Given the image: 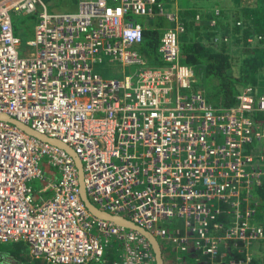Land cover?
Instances as JSON below:
<instances>
[{
	"label": "built area",
	"instance_id": "1",
	"mask_svg": "<svg viewBox=\"0 0 264 264\" xmlns=\"http://www.w3.org/2000/svg\"><path fill=\"white\" fill-rule=\"evenodd\" d=\"M21 10L38 12L27 43L12 20V11ZM157 14L171 22L158 48L163 65L148 63L141 51L145 26L131 18ZM186 16V8L166 10L162 0H79L77 10L63 11L44 0H0V112L69 144L94 204L174 240L181 252L193 239L213 261L220 236L210 223L224 213L232 214L226 237L264 233L249 223L253 209L244 206L264 177V156L247 149L264 135L255 119L264 112V90L247 85L237 103H211L182 61ZM114 62L123 66L121 77L95 70ZM44 156L58 179L40 192L52 187V194L36 202L29 181L43 177ZM87 210L73 155L0 119L1 242L24 240L51 264H96L118 243L124 247L111 264H156L144 234ZM175 214L190 233L163 224Z\"/></svg>",
	"mask_w": 264,
	"mask_h": 264
},
{
	"label": "trees",
	"instance_id": "2",
	"mask_svg": "<svg viewBox=\"0 0 264 264\" xmlns=\"http://www.w3.org/2000/svg\"><path fill=\"white\" fill-rule=\"evenodd\" d=\"M168 1L171 2V0ZM262 3H264V0H260V4L257 7L248 10L256 14L255 10L260 8ZM165 9L167 10L169 8L165 6ZM186 12V29L182 32L180 37L181 54L182 61L191 65L195 70V86L198 87L200 85L204 89L207 99L216 106H230L237 103V95L239 90L242 89V84H246L247 79L245 78L248 73H246L245 76L233 73L230 52L224 44L218 45L212 40L218 32L215 29V24H211L209 20H206V11L186 8ZM197 13H200L199 18L196 16ZM216 14L219 13L217 12ZM221 14L217 15L218 21L216 25L218 27L221 25H219ZM256 15L260 22L264 20V11L262 14ZM141 22L145 26V40L141 45L143 55L146 57L149 64H165V60L161 57L158 48L164 27L171 22L166 19L163 14L146 17L142 19ZM234 24L236 27L240 26L237 21H235ZM261 25L262 24H260L259 28H262ZM247 30L250 29H245V31ZM244 34L246 35L245 32ZM252 47L251 53L248 54L247 51L246 56H249L248 62L251 68L258 69L259 67H255L254 65H264V45L251 46V48ZM253 53H255V55H253ZM260 58H263V60L261 61ZM252 80L253 79L249 81ZM256 116L257 118L260 117V113ZM260 192L264 196V184L261 185ZM0 243L2 244L1 241ZM1 258L3 264H7L5 258L13 261V263L16 258H18V263L14 264H51L43 257H35L29 254L27 244L24 241L11 242V244L5 245L2 244L0 247V259Z\"/></svg>",
	"mask_w": 264,
	"mask_h": 264
},
{
	"label": "rangeland",
	"instance_id": "3",
	"mask_svg": "<svg viewBox=\"0 0 264 264\" xmlns=\"http://www.w3.org/2000/svg\"><path fill=\"white\" fill-rule=\"evenodd\" d=\"M47 3L48 9L50 10H58V11H63V10H77L78 9V1H74V0H44ZM165 4V6L169 9H172V7H175L176 5L178 7H184V8H194V2H197L200 6L197 7V10H206V6L210 7V4L208 3V0H162ZM232 2H239V0H231ZM193 2V3H192ZM240 3V2H239ZM260 4V0H244V5L236 8L234 11V14L237 16H231L230 13H226V10H230V9H225L223 6H218L219 10L216 11V13L218 12L219 14H214V12L211 13V15L209 16V18H213L212 24H215L216 26V30H218V26L217 24V15L221 14V11L223 12V14H221L220 19H219V25L221 24V30L217 31L218 33L214 36V40L216 38V36H220L219 40H215L216 42L220 41L219 44H222L223 42L227 43L231 38H233L234 33L232 35V33H230V31H237L239 34V36H241L243 38V42L241 41L240 43L244 47V50L247 52L248 54L251 53L253 47L251 48V46H258V45H264V20L262 22H260V20H258L257 15L256 14H262L264 11V3H262L261 7L256 9L255 12L253 11H249L248 8L254 6L257 7ZM190 5V6H189ZM231 12V11H230ZM12 20L15 26V32L21 36L22 41L27 43L29 40H32L35 38V25L38 22V12L34 11V12H26L25 10H21V11H12ZM187 17V16H186ZM262 17V16H261ZM131 18L134 21H141L142 19L146 18L143 15H132ZM208 18V19H209ZM212 20V19H211ZM237 21L238 24H240L239 27H236L234 22ZM260 24L262 28L260 27ZM224 25V27H223ZM226 28V31H225ZM239 28V29H238ZM249 28L250 30L245 31V29ZM230 29V31H228ZM244 32L246 33V35L244 34ZM237 35V36H238ZM249 42H247V41ZM256 41V42H255ZM255 42V43H252ZM245 43V44H243ZM250 44V45H249ZM255 44V45H253ZM241 47V48H243ZM253 55H255V53H253ZM248 57L246 56V58L241 59V69L240 70H245L243 71L241 74L243 76L246 75V73H248L247 77L245 79H247L248 81L253 79H259V81L261 82L262 85H264V65L261 64H256L254 65L255 67H259L258 69H252L251 66L249 65L248 62ZM261 61L263 60V58H260ZM95 70L98 71L103 77L105 78H118L121 77L123 75L122 70H123V66L119 63H111L107 64V63H101V64H96L95 66ZM129 68V67H127ZM246 84H242V88L245 87ZM198 87H201L200 85ZM262 92V91H261ZM260 93V92H259ZM262 116V115H260ZM263 117V116H262ZM257 118V116H255V119ZM255 139V138H254ZM256 154V153H255ZM257 155V154H256ZM41 168L44 170V175L43 177H36L33 178L29 181L30 185H32L33 187V194H34V200L36 202L41 201L44 197L48 196L50 193L52 194L51 189H48L47 194H41V189L43 187H45L46 185L49 184V181L51 179H55L56 176H58L57 170L52 166V164L49 163L48 161V157L44 156L42 159V162L40 164ZM89 194V193H88ZM254 189L252 188V190L249 191V194L247 195V199L244 200V206H251V208L253 209V212L251 215H249L248 221L250 224H254V225H258L261 226L264 230V226L257 222L256 220L253 219L256 207L254 204ZM264 214V211H263ZM232 219H230V221H223V224L226 225V227H228V225L231 223ZM163 224L169 229V230H173L175 228H180L181 229V233H183L186 229V225H185V218L182 215H178L175 214L171 217H169L168 219L163 221ZM227 230V228H226ZM226 237V236H225ZM264 237V233L262 236H252L250 234V232L247 233V238L244 239L243 242H248L250 243L251 241L255 240L256 238H262ZM234 238V237H232ZM158 239L160 240V242H164V238L162 236H158ZM242 241V239H241ZM12 241H8V242H3L2 244H11ZM2 244L0 243V247L2 246ZM120 247H124L122 244H116L114 246V252H113V248L112 245H109L107 247V252L105 255V258L102 261L97 262L96 264H111L112 259L117 256V251L118 248ZM166 244H164V248L166 249ZM163 248V249H164ZM218 248H219V243H218ZM164 249V250H165ZM29 254L30 250L28 248ZM250 258V255H248V260ZM18 258H16L14 263H18ZM247 259V256H246ZM2 260V258H1ZM5 260L7 261V264H14L13 261L8 260L7 258H5Z\"/></svg>",
	"mask_w": 264,
	"mask_h": 264
},
{
	"label": "crops",
	"instance_id": "4",
	"mask_svg": "<svg viewBox=\"0 0 264 264\" xmlns=\"http://www.w3.org/2000/svg\"><path fill=\"white\" fill-rule=\"evenodd\" d=\"M240 2V3H239ZM239 2H232L231 0H208L210 4L209 8L206 6V20H209L212 24L213 18H209L212 12L214 14L217 10H219L218 6H223L226 10V13H230L231 16H237L234 14L236 8L244 5V0H239ZM193 3V2H192ZM190 6V5H189ZM200 5L197 2H194L192 9L196 10L197 7ZM254 6L250 7L253 8ZM248 8V9H250ZM203 11V10H201ZM231 11V12H230ZM221 13H223L221 11ZM209 18V19H208ZM239 29V28H238ZM221 30V25L219 26L218 30ZM226 31V28H225ZM230 31V29L228 30ZM230 33H234L233 38L230 39L227 43L223 42L222 44L225 45L227 50L230 52L231 56V63H232V71L236 75H241L244 70L241 69V62L243 58H246V51L244 50L243 46L240 42H243V38L239 36L238 32L230 31ZM238 35V36H237ZM215 44L220 43V41L216 42L214 38L212 39ZM245 44V43H243ZM243 47V48H241ZM247 85H252L255 87L257 92H261L264 90V85L261 84L259 79H255L249 81ZM242 88V87H241ZM240 91V90H239ZM260 115L263 113V117L260 116L256 118V122L261 126L264 131V112H259ZM259 113H257L259 115ZM247 149L252 151L254 154L256 153L257 156L263 155L264 156V135L261 138L254 139L252 143L248 144ZM255 154V155H256ZM262 165H264V159L260 161ZM58 176L55 177L53 181H56ZM264 184V177H259L255 180L253 189H254V204L256 207L253 219L257 222L261 223L264 226V196L260 192L261 185ZM226 208H230L231 205L229 203L226 204ZM232 218V214L224 213L219 221H212L210 223L211 232L215 235L220 236L219 240V251L214 260L210 258V256L206 253L205 248L203 245L197 246L193 239H190L189 245L187 250L181 252L177 246L175 245L174 240H164L161 242L162 248H164V244H166V249H163V256L165 259L164 264H264V237L256 238L255 240L248 242H243L244 239L241 238H228L225 237L226 234V225L223 224V221H230ZM186 230V229H185ZM187 232L190 231L187 229ZM248 255L250 258L248 260ZM247 256V259H246Z\"/></svg>",
	"mask_w": 264,
	"mask_h": 264
},
{
	"label": "water",
	"instance_id": "5",
	"mask_svg": "<svg viewBox=\"0 0 264 264\" xmlns=\"http://www.w3.org/2000/svg\"><path fill=\"white\" fill-rule=\"evenodd\" d=\"M0 119L13 122L14 124H16L17 126L22 128L27 133L32 134V135L40 138L43 141L50 142V143H53L55 145L61 146L64 149H66L67 151H69L73 155V157L76 161L77 167H78L79 189H80L81 197L84 201V204L87 206V208L92 213L96 214L97 216H99L101 218L112 220V221H114L120 225H124V226L130 227V228L136 229L139 232H141L142 234H144L145 237L149 240L151 246L153 247V250H154L155 256H156V264H164L165 263V259L163 256V248H162L161 242L153 232H151L145 226L137 223L133 219H130V218H128L122 214L111 213V212L103 210L91 201L89 194H88L86 184H85V180H84V166H83L82 160H81L80 156L76 153V151L69 144L63 142L62 140H60L56 137H52L50 135H47V134H44V133H41V132L35 130L29 124L20 121L15 116L10 115L8 113L0 112Z\"/></svg>",
	"mask_w": 264,
	"mask_h": 264
},
{
	"label": "bare ground",
	"instance_id": "6",
	"mask_svg": "<svg viewBox=\"0 0 264 264\" xmlns=\"http://www.w3.org/2000/svg\"><path fill=\"white\" fill-rule=\"evenodd\" d=\"M64 142V141H63ZM43 159V158H42ZM49 161V160H48ZM41 162H42V160H41ZM41 162H40V164H41ZM50 163V162H49ZM51 164V163H50ZM77 165V164H76ZM53 166V165H52ZM54 167V166H53ZM55 168V167H54ZM56 169V168H55ZM77 169H78V167H77ZM57 170V169H56ZM58 173V172H57ZM78 178H79V175H78ZM85 180V179H84ZM49 182H54L53 181V179H51ZM87 187V186H86ZM50 189H51V191H52V187H50ZM81 194V193H80ZM83 200V199H82ZM84 202V201H83ZM85 205V204H84ZM96 205V204H95ZM85 207L87 208V206L85 205ZM99 207V206H98ZM100 208V207H99ZM88 209V208H87ZM102 209V208H101ZM89 210V209H88ZM87 210V211H88ZM103 210H105V209H103ZM90 211V210H89ZM105 211H107V210H105ZM109 212V211H108ZM111 213H113V212H111ZM94 214V213H93ZM119 214V213H118ZM96 215V214H95ZM123 215V214H122ZM105 219V218H104ZM22 241H24V240H22ZM24 242H26V241H24ZM27 243V242H26Z\"/></svg>",
	"mask_w": 264,
	"mask_h": 264
},
{
	"label": "clouds",
	"instance_id": "7",
	"mask_svg": "<svg viewBox=\"0 0 264 264\" xmlns=\"http://www.w3.org/2000/svg\"><path fill=\"white\" fill-rule=\"evenodd\" d=\"M20 241H22V240H20ZM14 242H17V241H14ZM26 243V242H25ZM27 244V243H26ZM27 247L29 248V246H28V244H27ZM29 250H30V248H29ZM31 253V252H30ZM35 257H41V256H35Z\"/></svg>",
	"mask_w": 264,
	"mask_h": 264
},
{
	"label": "flooded vegetation",
	"instance_id": "8",
	"mask_svg": "<svg viewBox=\"0 0 264 264\" xmlns=\"http://www.w3.org/2000/svg\"><path fill=\"white\" fill-rule=\"evenodd\" d=\"M50 194H51V193H50ZM50 194H49V195H50Z\"/></svg>",
	"mask_w": 264,
	"mask_h": 264
}]
</instances>
